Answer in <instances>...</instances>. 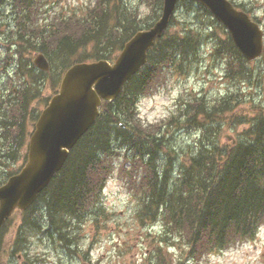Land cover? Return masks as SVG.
<instances>
[{
    "label": "trees",
    "instance_id": "1",
    "mask_svg": "<svg viewBox=\"0 0 264 264\" xmlns=\"http://www.w3.org/2000/svg\"><path fill=\"white\" fill-rule=\"evenodd\" d=\"M92 1L83 15L46 18L44 7L49 0H10L15 58L10 79L16 78L18 84L10 88L13 97L1 101L3 161L25 160L23 150L38 115L31 105L41 96L46 82L55 94L61 74L71 65L112 62L134 33L148 29L160 17L163 3L151 0L152 21L143 22L123 0ZM229 1L237 9L251 13L245 3ZM178 4L187 8V15H198L200 11L205 19L185 22L176 29L179 22L171 17L167 30L149 50L145 65L124 84L113 101L101 104L94 124L69 151L63 167L33 206L43 205L50 215L82 217L100 201L115 170V159L122 156L119 171L140 197V219L158 221L162 228L160 244L171 238L173 244L183 243L186 258L198 262L212 253L252 241L264 225V104L261 103L251 127L243 134V141L219 147L214 138L220 134L226 114L236 108V99L225 97L208 106L202 99L186 101L185 125L192 130L201 127L204 135L196 143L198 152L179 165L171 179L170 159L175 149L164 143V131L159 136L157 133L164 126L171 129L177 125V118L171 116L161 126H145L137 116L138 100L156 92L170 75L189 72L200 61L205 43H212V60L225 64L226 79L250 83L252 76L230 36L209 11L190 0H180ZM216 29L222 36L215 33ZM31 52L44 54L51 66L50 73L37 71L30 59L24 60V54ZM48 100L44 98L43 105ZM198 117L209 127L198 123ZM217 119L220 121L215 123ZM242 120L235 116L230 124L234 126ZM128 165L131 170L125 168ZM156 251L160 264H173L160 249Z\"/></svg>",
    "mask_w": 264,
    "mask_h": 264
},
{
    "label": "rangeland",
    "instance_id": "2",
    "mask_svg": "<svg viewBox=\"0 0 264 264\" xmlns=\"http://www.w3.org/2000/svg\"><path fill=\"white\" fill-rule=\"evenodd\" d=\"M151 0H123V4L134 9L143 22H151L149 4ZM234 3H245L262 30L264 31V0H232ZM92 0H49L44 9L47 10L46 18L67 16L71 14L83 15ZM187 8L178 4L174 11V20L179 22L178 29L185 22L204 20L205 16L199 11L198 15H187ZM195 19V20H194ZM11 7L8 0L0 5V101L2 96L11 99V87H17V79L13 77L15 58H12ZM174 27V25H173ZM215 33L222 36L219 30ZM212 43L204 44L199 54V62L192 65V69L184 75H174L167 78L166 82L152 95L141 97L137 103V116L143 125H163L171 116L178 115V124L186 120L183 104L191 101L199 94L207 99L215 100L219 97L234 95L236 108L229 110L231 115L241 116L242 122L232 127L226 116L225 123L220 128V134L214 138L217 145L222 147L234 139L243 141V134L251 127L257 116L261 103L264 104V72L260 59L247 62L246 67L251 72L250 83L243 81L233 83L226 79L225 64L221 60H212L210 57ZM14 48V47H13ZM37 52L30 55L24 54V60L30 59ZM17 57V56H16ZM257 86V87H256ZM52 94L48 83L42 88L41 96L32 103L31 109L40 111L43 99ZM38 113V112H37ZM220 120L217 119V122ZM203 125H209L201 121ZM213 123V124H215ZM176 124V123H175ZM163 127L158 136L163 132L165 144L173 146L175 153L170 159V177L178 171L179 165L189 156L195 155L196 143L202 135V128L189 131L188 128L178 131L175 125ZM231 137V138H229ZM163 157V155H162ZM121 158L115 159V170L107 180L102 191L100 201L96 207L80 218L68 216L54 217L56 227L49 226V218L43 213L42 231L30 229L24 224L26 215L14 212L6 229L3 239L6 251L8 240H15L17 235H22V242L18 243V256L13 264H160L156 260L157 249L173 264H264V225H262L252 241L236 245L222 252L212 253L198 262L186 258L183 243L177 244L171 238L169 242L160 244L162 235L161 224L158 221L149 222L141 220L139 210L140 197L136 195L128 184V179L120 173ZM159 156V163L161 162ZM0 185L7 178L8 173L19 169L23 162H6L0 158ZM125 168L131 170L128 166ZM128 171V170H127ZM135 175V174H134ZM133 175H131V178ZM134 178V177H133ZM132 183V182H131ZM41 207V206H38ZM37 216V215H36ZM55 228H60L55 231ZM60 235L62 238H60ZM18 242V237H17ZM17 246V245H16ZM9 252V250H8ZM6 260V252L3 251ZM5 262V261H4ZM3 262V263H4ZM9 263L8 261H6ZM2 263V264H3Z\"/></svg>",
    "mask_w": 264,
    "mask_h": 264
},
{
    "label": "water",
    "instance_id": "3",
    "mask_svg": "<svg viewBox=\"0 0 264 264\" xmlns=\"http://www.w3.org/2000/svg\"><path fill=\"white\" fill-rule=\"evenodd\" d=\"M179 0H163L159 20L135 33L123 46L113 64L106 61L75 64L62 76L59 90L41 111L29 138L27 160L21 171L0 187V228L15 208L24 211L60 171L68 151L98 116L102 101L117 97L124 83L146 62L154 41L166 30ZM207 10L229 33L247 61L262 58L263 32L246 13L227 0H192ZM41 71L49 65L42 55L33 60Z\"/></svg>",
    "mask_w": 264,
    "mask_h": 264
},
{
    "label": "flooded vegetation",
    "instance_id": "4",
    "mask_svg": "<svg viewBox=\"0 0 264 264\" xmlns=\"http://www.w3.org/2000/svg\"><path fill=\"white\" fill-rule=\"evenodd\" d=\"M60 238H62V236L60 235ZM5 243H7V248L9 250L6 251V249H4V245H3V241L0 242V264H13L14 263V258L15 259H20L19 253L17 252V247L14 243L13 240H8ZM5 251L6 252V260L4 259V255L2 254V252ZM6 261H8L9 263H7Z\"/></svg>",
    "mask_w": 264,
    "mask_h": 264
},
{
    "label": "bare ground",
    "instance_id": "5",
    "mask_svg": "<svg viewBox=\"0 0 264 264\" xmlns=\"http://www.w3.org/2000/svg\"><path fill=\"white\" fill-rule=\"evenodd\" d=\"M221 125H222V124H221ZM203 135H204V134H203ZM203 135H202V136H203ZM149 160H150V159H149ZM155 160H156V159H154V162H155ZM167 163H168V162H167ZM158 166H159V165H158ZM163 167H164V166H163ZM160 169H161V167H160ZM161 170H162V169H161ZM161 170H160V171H161ZM155 171H156V170H155ZM160 171H159V173H160ZM156 172H157V171H156ZM159 173H158V174H159ZM161 173H162V172H161ZM161 173H160V174H161ZM156 174H157V173H156ZM158 174H157V175H158ZM168 175H169V174H168ZM163 176H164V175H163ZM168 177H169V176H168ZM165 178H166V177H165ZM158 179H159V178H158ZM160 180H161V179H160Z\"/></svg>",
    "mask_w": 264,
    "mask_h": 264
}]
</instances>
